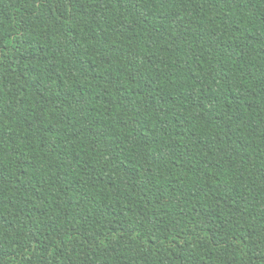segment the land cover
Here are the masks:
<instances>
[{"label":"trees","instance_id":"1","mask_svg":"<svg viewBox=\"0 0 264 264\" xmlns=\"http://www.w3.org/2000/svg\"><path fill=\"white\" fill-rule=\"evenodd\" d=\"M0 264H264V0H0Z\"/></svg>","mask_w":264,"mask_h":264}]
</instances>
